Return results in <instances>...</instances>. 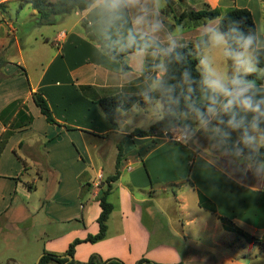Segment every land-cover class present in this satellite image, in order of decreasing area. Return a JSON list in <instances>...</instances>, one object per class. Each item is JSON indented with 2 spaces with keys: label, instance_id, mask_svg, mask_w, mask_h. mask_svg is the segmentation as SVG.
<instances>
[{
  "label": "crops",
  "instance_id": "0c3cea01",
  "mask_svg": "<svg viewBox=\"0 0 264 264\" xmlns=\"http://www.w3.org/2000/svg\"><path fill=\"white\" fill-rule=\"evenodd\" d=\"M7 1L0 0V51L13 42L22 50L18 27L2 9ZM195 1L192 5L201 8L195 5L200 0ZM201 1L213 7H222L225 2ZM166 2L168 6L169 0H163L159 12L155 11L154 20L163 27L149 41L142 62L136 60L135 65V54L126 55L130 69L123 70L122 63L108 56L101 43L93 42L98 37L90 40L88 32L78 26L75 31L67 27L56 31L53 40L58 51L35 81L26 65L27 77L14 65L10 67L9 62L0 65V138L12 128L0 154V243L6 241L14 246L19 240L30 241V230L38 222L40 228H45L41 233L44 247L36 253L38 257L44 250L64 253L74 239L99 231L97 218L102 207L98 197L106 187L102 179L115 173L119 153V148L116 152L108 146L117 148L120 140L135 128L148 129L162 116L163 109L157 102L158 112L152 116L150 126L141 123L150 101H159L146 96L153 78L159 74L158 66L147 71L146 63L158 61L159 65L164 57L157 52L167 48L170 40L176 45H188L192 38L190 42L194 43L206 33V27L219 23V19L201 21L196 27L188 22L170 23L162 11ZM26 6L31 7L29 3ZM101 7L97 0L89 9L74 13L86 19ZM34 14L38 17L36 9ZM147 15L150 20L151 14ZM190 29L201 33L190 37L186 32ZM257 30L258 47H264L258 25ZM61 32L63 36L59 38ZM213 53L208 41L199 50L200 60ZM21 63L25 64L24 60L17 64ZM36 90L47 97L57 124L48 122L35 104L32 93ZM118 92L137 96L138 101L127 110L118 109L114 124L106 118L98 100ZM19 99L23 101L19 108L6 110ZM138 105L145 111L141 109L134 121L128 119ZM22 110L32 115L33 121L12 127L17 120L26 119ZM37 118L46 120L38 132ZM178 120L153 135L126 139L120 177L113 182L108 197L114 208L108 219L107 236L97 242L79 243L76 260L86 262L96 253L104 259L120 258L127 264H136L142 257L162 263L251 264L244 260L248 256L245 250L253 244L264 246V156L255 162L248 154H239L237 130H230L227 144L203 130L197 131L192 140L180 143L171 137L181 130L175 125L190 124L195 128L197 122L193 115L185 119L182 112L178 113ZM260 127L264 129V123ZM86 135L97 138L93 148L87 145ZM170 150L174 162L166 165L162 160L170 156ZM85 181L91 185L83 192ZM199 191L216 204V212L200 206ZM170 194H174V200L166 197ZM156 195L161 198L156 199ZM191 197H196L200 211L194 210ZM222 216L258 240L247 242L243 236L238 237L236 231L224 226ZM194 226L199 229L192 231ZM202 232L208 234V243ZM5 264L22 261L10 257Z\"/></svg>",
  "mask_w": 264,
  "mask_h": 264
},
{
  "label": "clouds",
  "instance_id": "9594fccd",
  "mask_svg": "<svg viewBox=\"0 0 264 264\" xmlns=\"http://www.w3.org/2000/svg\"><path fill=\"white\" fill-rule=\"evenodd\" d=\"M105 14L106 28H119L128 23L127 11L139 9L133 18V27L127 30L126 36L117 41L120 51L131 50L135 58L142 62L145 51L150 47L149 41H153L156 34L162 30V23L158 20H149L146 12V4L141 0H98ZM229 35L219 29L218 26L206 27L209 47L219 53L224 60L232 62L231 74L219 71L214 61L208 56L200 60V79L197 81L192 76L190 69L185 68L181 72V93L185 96L184 108H179V96L176 93V85H172L165 78L168 73V64L175 52L176 42L170 40L168 47L160 49L157 55L165 58L158 65L159 74L153 78L149 92L160 94L158 104L163 109L164 103L177 106L176 110L182 112L185 119L194 114L196 127L190 124L175 125L181 129L179 132L180 143L192 140L197 131L212 132L220 137L222 144H227L231 139V131L240 130L241 136L236 144L237 152L244 154V149L258 154L261 146H264V129L260 124L264 123V84H257L255 79L264 74L259 67L258 41L254 34H245L238 28H233ZM176 59L180 54H176ZM197 85L200 91L199 103L193 99ZM251 115V120L248 116ZM225 117L227 119L225 120ZM215 122V123H213ZM231 130V131H230ZM239 145H243L240 147Z\"/></svg>",
  "mask_w": 264,
  "mask_h": 264
},
{
  "label": "trees",
  "instance_id": "16d2710c",
  "mask_svg": "<svg viewBox=\"0 0 264 264\" xmlns=\"http://www.w3.org/2000/svg\"><path fill=\"white\" fill-rule=\"evenodd\" d=\"M97 0H23L21 3V7L25 6L26 4H30V6L38 11V18L37 24L44 25V24H55L57 21L58 15H67L71 14L72 12L76 11H83L89 9ZM176 17V16H175ZM190 20L193 21L195 24L201 21L207 20H214L219 19L218 27L221 31L228 33L229 35H234L232 33L233 28H238L242 30L245 34L251 33L254 34L258 41V30L257 24L254 19V15L252 11L247 7H238V6H230L226 9H222L219 6L211 7V5L207 2L204 3V6L201 8L195 9L191 8L188 10H183L177 17L176 22L181 23L183 20ZM86 23L84 19V24ZM90 29V28H89ZM88 29V30H89ZM156 46H160V44H155ZM208 45V36L203 34L202 36L198 37L196 41L191 45L186 44H177L175 48V52L173 53V57L171 58V62L168 64V73L166 75V79L172 85H176V93L179 96V108H184L186 100L184 95H179L181 93V88L179 87L181 72L187 68L190 69L191 74L193 77L196 78L198 81L200 79V71H199V50L204 48ZM258 47V44H257ZM106 51L120 59L122 63V69L127 70L130 69L128 66L125 57L127 54L131 53L132 51H124L121 52L120 48H113V47H105ZM149 49V47H148ZM259 52V67L260 69L264 70V47H258ZM176 54H180V58L176 59ZM165 60V58H164ZM163 60V61H164ZM4 61L2 58L0 59V65L3 64ZM158 66V61L154 62H147L146 63V70L151 71L154 67ZM249 79H255L257 84H264V74H262L259 78L256 76H250ZM196 88V92L193 96V99L199 103L200 91L197 85H193ZM147 97L152 99L161 100L160 94L157 92H148L146 94ZM32 98L35 104L40 108L42 114H44L46 120L52 124H57L58 121L54 115L52 107L41 90L33 91ZM138 101V97L134 95L124 94L122 92H118L112 95H108L102 97L98 100V104L102 108L106 118L116 124V112L118 109H129L131 108L136 102ZM23 101L21 99L12 102L9 106H7L6 110H11L13 108H19L22 105ZM164 108L162 112V116L159 120L153 123L150 128L142 129V128H135L131 134L124 136L120 142L118 143L119 153L117 157V164H116V171L115 173L106 177L105 185L102 191L99 194V201L102 207L101 213L99 214L97 221L99 223V231L97 233H90L85 238H76L72 241L68 247V249L64 253H57L48 250H44L40 263L39 264H127L123 260L117 257L107 258L104 259L101 255L93 253L89 260L86 262H81L75 259V250L76 246L81 242H97L99 240L104 239L107 236L108 231V219L110 217L111 212L113 211V203L108 199L109 194L113 188V182L117 181L120 177V162L123 155V145L126 139L129 136L133 135H153L155 134L160 128L164 127L170 122H179L178 120V113L180 112L177 109L175 104L164 103ZM22 114H26L27 117L25 120L16 121L12 127L24 126L28 125L33 121V116L30 114L25 113L24 110L21 111ZM194 116V114H192ZM227 117H225V120ZM215 123V122H213ZM7 125V123H6ZM67 128L71 129L70 125L66 126ZM11 126L8 128L0 138V154L3 150L7 139L11 135ZM239 135L241 136V131L237 130ZM243 147V145H239ZM244 153L248 154L251 159L255 162H259L262 157L264 156V146H261L259 149V153L255 154L250 152L248 149H244ZM91 185L89 181H85L83 184V192L87 190L88 186ZM83 195V193H82ZM199 204L200 206L212 211L216 212V204L212 202L203 192L199 191ZM222 221L224 222V226L227 229L233 230L237 232L238 237L243 236L247 242H254L258 240L254 235H251L241 229L236 228L233 221L226 217H221ZM264 242V237L261 239ZM71 255L73 258L69 259L68 256L64 255ZM1 264V263H0ZM136 264H184L183 261L177 263H162L156 262L146 257L140 258Z\"/></svg>",
  "mask_w": 264,
  "mask_h": 264
},
{
  "label": "rangeland",
  "instance_id": "374dc122",
  "mask_svg": "<svg viewBox=\"0 0 264 264\" xmlns=\"http://www.w3.org/2000/svg\"><path fill=\"white\" fill-rule=\"evenodd\" d=\"M23 0H9L6 2V4L3 6V12L6 15V18L14 21L15 25L18 27V36L21 40L22 50H19V47L13 42L10 45L7 46L6 50L0 51V59L4 61L3 65H7L8 62L10 64V67H13V65L16 68V71L20 70L22 74H24L27 77V74H25L27 71L25 70V65L27 66V69L35 81L37 78H39L42 70L47 65L48 61L51 59V57L58 51V45L56 42H54V35L58 29L67 27L72 30H76L75 28L81 27L83 31H87V36L89 34V31L92 32L97 38L94 43H101L103 45L104 52L110 55L105 47H113V48H120L119 43H117L118 40L121 39V37L126 36L127 30L129 28H132L130 26L131 20L138 14L139 9H132L130 11H127V21L128 23L126 25H123L119 28V31L116 28H106L105 25V14L101 9H98L94 12L92 16H89L85 19L86 23L84 24V19H81V15H76L74 12L67 15H58L57 21L55 24H44L40 25L37 24V15L34 14L35 9L32 7L26 6L21 7V3ZM56 1V0H51ZM195 1V0H194ZM193 0H169V5L167 6V2L165 3V7L162 9V11L165 13V16H167V19L165 21H169L170 23H176L175 19L176 17L183 11L188 10L191 8H195L192 4L194 3ZM163 0H141V4H146V12L150 13V20H154V16L156 14L155 11L159 12L160 8L162 7ZM196 2V1H195ZM210 4V3H209ZM230 5V6H238V7H247L249 8L253 15L254 19L256 21V24L259 28L260 33V43H264V0H225L222 5ZM195 5H198V7L204 6V3L200 0L198 3H195ZM211 5V4H210ZM222 6V9H226L230 6ZM211 7H213L211 5ZM197 9V8H195ZM153 12V13H152ZM176 16V17H175ZM79 20V22H77ZM88 20H91V23L88 25ZM183 22L191 23L194 27L197 25L194 24L193 21L190 20H183ZM202 23V22H201ZM92 24V25H91ZM90 28V29H89ZM89 29V30H88ZM189 29V28H188ZM187 29V30H188ZM96 31H99L100 34H97ZM188 33V36L192 37L195 36L197 30H189L186 31ZM100 35V36H99ZM49 37V40L47 39ZM90 39V38H89ZM192 39V38H190ZM190 39H188V45L193 44V42H190ZM91 40V39H90ZM213 54L206 55L209 57L210 60L214 61L216 68L221 71L228 74H231L233 71L232 62L230 60H224L218 52L213 50ZM112 56V55H110ZM114 59L120 61L117 57L112 56ZM25 64L18 65L17 63L19 61H23ZM136 58L133 59V63L136 65ZM121 62V61H120ZM160 101V100H159ZM151 104L148 105L149 111L147 113H142L141 117V123L142 125L149 127L151 123V119L153 115H156L158 112V101H150ZM160 106V105H159ZM161 109V107H159ZM143 109L141 105H138V107L135 108L134 113L131 115H128V119L135 120L137 118V113L140 112V110ZM37 118L36 127L38 132L39 130L43 129L44 120ZM46 121V120H45ZM41 137V136H40ZM86 142L87 145L90 146V148L98 143V140L93 135H86ZM100 144V143H99ZM111 147V151L113 149L118 151V147H114L112 145L108 146V148ZM112 153V152H111ZM173 150H170V156L168 158H165L162 160L164 164H173ZM114 154L112 156V159L110 161V164H113L114 161ZM108 169V168H107ZM106 177H103L102 181L105 183ZM45 193V191H44ZM160 195L162 197H165L162 195V191L160 192ZM161 196L156 195L155 198L159 199ZM172 198L174 200V194L167 195L166 197ZM191 205L194 207V210H201L199 209V206L197 204V199L191 197ZM173 210V207H171ZM202 212H205L202 210ZM39 221V219H38ZM34 228L30 230V241H18L14 246H9L6 241H3L0 243V263L5 264L10 257H16L19 258L22 261V264H36L38 258L42 255L37 257L35 256L40 249L44 247V233L45 228H40V225L37 224ZM198 227V226H197ZM196 226L193 227L192 231H195L199 228ZM202 235L207 238L209 237L207 233L202 232ZM21 238V237H20ZM208 243V242H207ZM245 253L248 256H245L244 260L246 263H253V264H264V246L261 245V247L257 244L250 245L245 250Z\"/></svg>",
  "mask_w": 264,
  "mask_h": 264
},
{
  "label": "water",
  "instance_id": "95a60500",
  "mask_svg": "<svg viewBox=\"0 0 264 264\" xmlns=\"http://www.w3.org/2000/svg\"><path fill=\"white\" fill-rule=\"evenodd\" d=\"M88 38H90L91 40H94L96 38V36L92 33V32H89L88 34ZM64 256H68L69 259H72L73 257L71 255H64ZM40 259H41V256L38 258L36 264H39L40 263Z\"/></svg>",
  "mask_w": 264,
  "mask_h": 264
},
{
  "label": "built area",
  "instance_id": "2783aa9c",
  "mask_svg": "<svg viewBox=\"0 0 264 264\" xmlns=\"http://www.w3.org/2000/svg\"><path fill=\"white\" fill-rule=\"evenodd\" d=\"M63 35H62V32L58 34V37L61 38ZM179 132L180 131H177L175 135H172L171 137L175 140H180V137H179ZM102 175H100L99 177H101Z\"/></svg>",
  "mask_w": 264,
  "mask_h": 264
}]
</instances>
